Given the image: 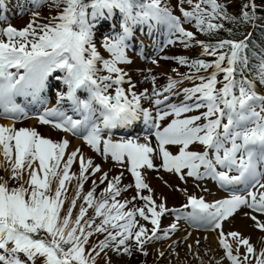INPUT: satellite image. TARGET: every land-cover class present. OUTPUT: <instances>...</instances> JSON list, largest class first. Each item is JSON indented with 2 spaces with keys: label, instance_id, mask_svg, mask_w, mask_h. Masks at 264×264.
<instances>
[{
  "label": "snow or ice",
  "instance_id": "1",
  "mask_svg": "<svg viewBox=\"0 0 264 264\" xmlns=\"http://www.w3.org/2000/svg\"><path fill=\"white\" fill-rule=\"evenodd\" d=\"M28 2L38 8L48 0ZM186 2L192 8L180 7L181 19L162 0H51V5L60 10L47 24H37L39 13L34 12L23 29L10 24L0 29V37L6 38H0V117L14 121L28 118L27 105L17 103V98H31L30 103L44 106L42 93L49 78L56 72L63 73L58 78L67 91L57 92L56 105L45 107L37 117L39 123L82 139L93 152L126 167L134 179V185L121 186L123 172L111 179L104 172L99 184L106 183V187L99 195L95 179L85 193L84 183L100 173L101 167L85 158L80 148L68 153V140L54 142L35 128L0 125V170L4 173L0 174V264H96V258L106 250L130 256L133 248L147 255V244L167 239L177 230L173 223L158 235L161 217L167 212L190 226L219 229L218 243L230 264H252L253 258L255 264H264V247L257 252L249 238L222 230V222L248 208L251 211L244 215L251 218L256 229L264 231V221L253 214L264 215V94L257 91V82L264 86V50L250 46L251 34L239 41L206 43L196 40L195 34L182 26L194 21L197 31L214 37L224 29L223 21L239 24L255 20L254 9L252 14L244 11L237 18L229 15L226 5L218 0ZM116 12L121 16V31L116 32L113 26L103 38L101 47L110 56L105 59L94 35L97 26L113 19ZM5 19L0 16V20ZM137 25H146L150 32L162 28L165 46L177 42L185 48L198 45L200 56L215 59L206 62L172 57L190 71L181 74L173 68L180 78L169 76L161 88L156 87V77L149 74L145 80L152 81L151 91L137 94L127 72L118 66L131 63L127 50ZM224 30L232 34V29ZM252 60L258 63L252 65ZM151 62L158 63L155 59ZM208 69H212L209 75H198ZM221 73L222 79H218ZM185 80L193 86L178 89ZM78 90L86 92V98H81ZM180 95L183 100L178 104L169 103L173 96ZM65 101L68 107H64ZM142 101L154 106L155 116ZM197 111L198 115H186ZM141 117L150 129L144 143L104 137L105 131L130 127ZM167 117L173 118L162 126ZM149 136L155 137V146ZM197 145L203 151L192 150ZM157 157L161 160L159 167L181 180L185 175L196 180L210 178L230 195L212 203L189 195L179 209H168L164 202L157 205L142 171L157 170ZM77 158L78 175L70 173ZM74 179L75 194L69 197L68 185ZM133 186V197L117 199ZM144 190L149 194L144 195ZM78 199L82 203L74 211ZM137 199L142 206L135 204ZM129 203L133 204L131 209L126 207ZM140 219L153 226L150 234ZM97 234L104 238L89 250L86 246L90 237Z\"/></svg>",
  "mask_w": 264,
  "mask_h": 264
},
{
  "label": "rangeland",
  "instance_id": "2",
  "mask_svg": "<svg viewBox=\"0 0 264 264\" xmlns=\"http://www.w3.org/2000/svg\"><path fill=\"white\" fill-rule=\"evenodd\" d=\"M230 2H232L233 0H229ZM237 1V0H236ZM236 1H234V3L236 4ZM239 1V0H238ZM3 5L6 6H10V7H17V8H22L24 7L26 4H28V2L26 0H3ZM197 0H193V3H196ZM218 3H225V0H218ZM162 4H166L172 11L173 14L176 15L177 17H181V12H180V7L185 8V10H191L192 6L187 4L186 0L184 4H180L179 0H162ZM29 5V4H28ZM229 8L231 9H235L234 8V4L231 3L229 4ZM31 9V10H29ZM15 12L14 9H11ZM14 12H11L8 16L3 12V9H1L0 7V16H4L6 17L5 20H0V29L5 28L7 26H9V24L12 27H15L16 29H23L24 27L27 26V24L29 23V21L33 18V13H39V16L36 19V23L37 24H47L49 22V19L52 16H56L58 14L57 11L52 10L51 8V2L50 0H48V2H46L45 4H43V6L38 7V8H33L32 5L27 7L24 10H20L18 14H14ZM120 22H121V16L120 14L114 17V23L115 25L121 29L120 27ZM194 21L193 23L189 24V23H183L182 26L187 30V31H191L194 33ZM146 26V25H145ZM110 30V26L109 23H100L97 26V29L95 31V35H94V40L95 43L97 45L98 51L100 52L101 55L103 54H108L102 47H101V42L103 40V38L105 37V35H108V32ZM146 30V33H150L148 27L147 29L143 28V26L140 27V25L134 26L133 27V32L136 36H141L143 35V31ZM163 34V29H159ZM111 32V31H110ZM107 33V34H105ZM195 34V33H194ZM103 35V36H102ZM3 39H6L4 37H0ZM142 38V37H141ZM140 38V39H141ZM131 39H134V41H137V38H133V34ZM195 39L196 40H200L199 36L197 34H195ZM147 40V43H149L148 39H144ZM201 41V40H200ZM193 45H195V40L192 42ZM153 44V41H152ZM149 45V44H148ZM144 48V46L142 47ZM162 49V50H161ZM138 49L133 48V49H129L127 50V53H129L127 56L130 59L131 63L135 62V65L133 66V68L131 67V63L124 65H118L119 67H121L123 70H127V73H130L128 77H130L131 81H134L133 84H135V88L134 91L139 94L141 92H143L145 89H148L149 92L151 91V88L153 87V84L151 83V80H145V77L148 76L149 74L154 75L156 77V87L157 88H161L163 87L166 83H167V78L169 76L173 77L174 79H179L180 77L177 76V74L175 72L172 71L173 68H176L178 70L179 73L181 74H185L188 73L190 71V69L187 66H180L178 65L173 59H171L172 57H176V56H184L187 57L189 60L197 57L198 54L201 53V48L198 45H195L193 47L190 48H185L183 46V44H180L179 42H177L175 45H168V46H163L162 48H158L156 51L151 49L152 53H149L148 55V60L141 61L138 60L139 63L137 62V56H136V51ZM145 50V49H144ZM140 51V49H139ZM149 51V50H147ZM150 56L153 57L152 59H150ZM169 57L170 59H162V57ZM155 59L158 61L157 64H153L151 61ZM225 66H226V62H225ZM211 73V71H207L204 72L203 74H198V75H204L207 76ZM133 75V76H131ZM63 76V73L60 72H56L54 73L49 79H57L59 80L58 77ZM218 79H222V74H220L218 77ZM196 83H199V81H196ZM260 85V84H259ZM257 85V91L259 94H264V86L262 85ZM54 86H58V85H54ZM63 86V85H62ZM127 86V84L125 85ZM193 84L190 81L185 80L182 84H180L178 86V88H185V87H192ZM128 87V86H127ZM126 88V87H125ZM49 87H48V82H47V90L48 91ZM58 89V88H57ZM67 87H63L62 89H60L61 91L66 90ZM52 91H50V95L52 94ZM47 94V93H46ZM78 95L81 98H86L85 94H83L80 90H78ZM181 97L183 95H180ZM179 96V97H180ZM47 97H49V95L47 94ZM179 97L173 96L172 99L169 101V103H172L173 101H177V99ZM162 98V97H161ZM48 106V103H46L43 108L45 106ZM65 107H68V102H65ZM142 106L144 108L149 109L153 116H155V108L154 106L147 102V101H142ZM200 111H204V109H201ZM28 112V118H21V120H17V123H23L26 124V122L33 116H31L30 111ZM198 111L197 112H192L190 115H198ZM173 117H171L172 119ZM36 121H38L37 118H33ZM170 118H166L163 122H162V126H166L167 123H169V121H171ZM141 120H143V118L141 117ZM50 129H52L51 125H47ZM143 127H145V125L143 124ZM38 128V127H37ZM36 129V128H35ZM39 129V128H38ZM37 130V129H36ZM52 132V131H51ZM61 133L62 137L63 134H66L64 132L58 131ZM53 134H55V132H52ZM150 133V129L146 132V134H142L140 137H128V138H124L122 137V135H119L118 133L115 132V134L113 135H106V132L103 133L105 138H111L114 141H120V140H124V139H138V142L140 143H144L145 142V136L149 135ZM52 134V136H54ZM68 136L65 137V139H67L69 141L70 147L68 149V153H70L71 151L75 150L76 148H80L83 147L85 144L83 143L82 139H78V137H75L73 135H71L70 133H67ZM60 135V137H61ZM151 143L153 146L156 145V141H155V137L154 136H149ZM77 139V140H75ZM80 142V144L75 145V141ZM57 141V139H56ZM61 141L58 139V142ZM84 144V145H83ZM102 147V146H101ZM87 148L90 150V148L87 146ZM70 150V151H69ZM192 150H197V151H202L203 147L202 146H195ZM82 151V150H81ZM97 160L100 161L102 164H105L106 162L108 163V168L109 170L107 171L110 172L111 174V178L119 175L121 172H123V177H122V181H121V186L124 185H134V179L131 176V174L126 170V167H122L120 164L114 163L113 161H111L110 157L105 158L97 153H93ZM78 160V158H77ZM76 161H74L72 168L75 170H78L79 172V165L76 164ZM104 162V163H103ZM154 164L157 166V170H147L144 169L143 171V175L145 180H147L148 178L152 177L154 179L159 180V183L161 184H165L167 186H169L171 188V190L174 192L173 198L174 200V205L173 207H166L168 209H179L182 205L187 203V197L189 195L191 196H196V197H203L204 200L206 202L212 203L218 199L221 198H216L220 195H224V193L229 194L230 193L228 191H225L221 188H215L214 184L211 182L210 178H205L202 180H196L194 178L191 177H187L185 175L184 180H181L179 178V176L173 174V173H169L164 171L161 167H159L161 165V160L157 157L154 159ZM186 172V170H185ZM0 174H4L2 172V170H0ZM99 177L100 176H96V181L98 184V187H106V183L101 185L99 184ZM92 177L88 180V182L84 183L83 185V192H87L88 190H90L92 188ZM148 181V180H147ZM264 182V181H262ZM77 183V182H76ZM75 183V185H76ZM75 185H68V195L69 197L73 196L75 194ZM96 189V195H99V192L102 189ZM131 189H128L127 191L123 192L121 194L120 197H118L117 199L124 197V196H130L133 197L136 193H135V188L130 187ZM255 190V189H254ZM261 191H264V189H262ZM144 195H148L149 193L147 192V190H144L143 192ZM241 195H246V193L244 192H240ZM129 198V199H130ZM156 198V197H154ZM136 201H138V204L140 206L141 202L139 199H137ZM82 203V200L78 199L77 200V206H76V210H78L79 205ZM68 202L66 201L65 207H67ZM158 205V203H156ZM129 209H131V207H129ZM245 211H251L248 208H242ZM92 214V210L89 209L88 215ZM254 215H257L258 219H260L261 221H264V215L261 216V214L258 213H253ZM235 217H231L229 218V220H226L224 222H222V230L225 233H228L230 231H236L239 233V230L237 228H235ZM140 221H142L144 223V220L140 219ZM251 221V225L250 228L248 229V236L246 234H241L242 236H244L245 238H249L250 242L253 244V246L256 248V251L259 252L261 247H264V231H260L258 229H256L253 225L254 222L250 219ZM173 223H175L177 225V230L175 232H170L168 234V238L167 239H163V240H158V241H153L150 244H147L145 246V251L147 252V255H144L138 251L135 250V248H133L132 250V255H118L114 252H112L111 250H106V254L105 253H101L100 256H98L96 258V264L97 261L100 260L101 258H103L106 262V264H216V261H220V264H230V262L227 260V258L225 257L224 254V250L219 246L218 243V237H219V232L220 230H204L202 228H197L194 226H190L188 223H186L183 219L177 221L175 218V215L172 212H167L165 213L160 220V226H159V230H158V235H163V230L167 229L170 227V225H172ZM151 227L147 228L149 229V234H150V230L153 227L152 225H150ZM251 230V233L249 232ZM184 232V234H182ZM195 232L199 233V234H195ZM208 236L210 237V239H208ZM185 237H187L185 239ZM103 235H93L92 237H90V243L89 245H87L86 247H88L89 250H91L92 246H94L95 244H98L99 240L103 239ZM197 241H199V243L197 244ZM228 242L230 244H232L233 249L235 250L236 245L232 242L231 238L228 237ZM189 246H191V249H189ZM153 250L157 251V254L155 255L153 253ZM97 251H99V249H97ZM245 252L244 247L241 245L240 246V253L241 255H243ZM160 253H163V256L160 255ZM235 254V252H234ZM92 255H95V253L93 252ZM199 257V258H198ZM110 258V260H109ZM252 264H255V260L254 258L252 259Z\"/></svg>",
  "mask_w": 264,
  "mask_h": 264
},
{
  "label": "bare ground",
  "instance_id": "3",
  "mask_svg": "<svg viewBox=\"0 0 264 264\" xmlns=\"http://www.w3.org/2000/svg\"><path fill=\"white\" fill-rule=\"evenodd\" d=\"M145 38H147V37H144V35H143V37L139 40V42L147 43V40H144ZM142 49H143V51L146 50V49L144 50V48H142ZM137 62L139 63L138 60H137ZM134 65H135V62H134ZM59 83L60 82L57 83L58 86H59ZM46 90H47V87L45 89V92H46ZM58 91H60V90L59 89H55V90L53 89V91H52V99H51V102L48 103V106H47L48 108H51V107H53V106L56 105L57 92ZM66 91H67V89L64 90V91H62V92H66ZM42 96L44 97V92L42 93ZM181 100H183V96L182 97L180 96L177 99V101H173L172 103H177L178 104ZM33 108H35V106H33ZM191 113L192 112L187 113L186 115H190ZM168 118L171 119V117H168ZM0 125L7 126V127H15L17 129H19L21 127H25V128H36L37 131L42 136H44L45 138H51L54 142H58V139L59 140H67V139H65V137L68 136V134L66 133V134H63V137H62L61 133L58 132L57 130L50 129L47 125H42V124H40L39 122H37L33 118H30L26 122V124H23V123H17V122H15L12 118H2V117H0ZM51 131L52 132H55V134H53ZM52 134L54 136H52ZM60 135H61V137H60ZM56 139H57V141H56ZM75 140H77V139H75ZM74 143H75V145L80 144L79 140L78 141H75ZM69 147H70V144H69ZM69 147L66 149V152H68ZM81 150H82V153L85 156V158H91L93 160L94 165H100V167H101V172L100 173H96L95 176H92V179H95L96 180V178H95L96 176H100L102 173L107 172L109 170L108 163L106 162L105 164H102L100 161H98L97 158H96V156L93 154L94 152L91 149L89 150L86 145H84L83 147H81ZM170 150L173 151V153L175 154V152H176V148L175 147H172ZM0 161H3V157L2 156H0ZM76 164L79 165V161L78 160H77ZM70 173H76L78 175V170H75V169H73L71 167ZM108 177H109V179H111L110 172H108ZM147 180H145V181L149 184L150 188L153 190V192L151 194L153 195V198L156 197V198H154V200H155L156 203L159 204L161 202H164L166 204V207H173V206H175L174 205V200L175 199L173 198L174 192L171 190V188L169 186H167L165 184L159 183V180L154 179L152 177L148 178ZM76 182L77 181L74 179L73 181H71L70 185L71 186L72 185H75ZM87 182L88 181H86V183ZM98 189H103V187H101V188L98 187ZM126 198L129 199L130 196H124V197L119 198L118 200L123 201ZM135 204L137 206H139L138 201H135ZM142 204H143V202H141L140 206H142ZM126 207H127V209H129V207L132 208L133 207V204L129 203ZM246 212H249V211H245L243 209H240L238 211V213H236V214L233 215V217H235V220H234L235 221V225H236L235 228H237L239 230V233L246 234L248 236V229L250 228V225L252 223L250 221L251 218L250 217H246L244 215V213H246ZM140 223L143 224L146 228L151 227L150 226L151 224H150L149 221H144V223L142 221H140ZM249 232L251 233V230ZM196 233L197 232H195V234ZM182 234H184V232ZM197 234H199V233H197ZM208 239H210L209 236H208ZM153 253L156 255L157 254V251L156 250H153Z\"/></svg>",
  "mask_w": 264,
  "mask_h": 264
},
{
  "label": "trees",
  "instance_id": "4",
  "mask_svg": "<svg viewBox=\"0 0 264 264\" xmlns=\"http://www.w3.org/2000/svg\"><path fill=\"white\" fill-rule=\"evenodd\" d=\"M233 0L230 2L229 0H225L226 10L229 15L235 16L239 18L242 12L247 11L250 14L253 13L255 20L249 21L247 23H230L228 21H223L224 29H232V34L230 35L224 29L218 31V33L214 37H209L206 35H202L196 28H194L195 34L199 36L201 41L206 43H215L220 39H234V40H243L245 36H250V46L255 50H264V0H237L236 4ZM233 3L235 9L229 8V4ZM247 6V7H245ZM63 7V6H61ZM52 10L59 12L60 9H57L55 6L51 5ZM204 59L206 62H210L214 60V57L211 56H200L198 55L195 59ZM252 65H256L258 62L255 60L250 61ZM211 70V69H208ZM203 72V71H201ZM251 78V77H250ZM97 264H106L105 260L101 258L97 261Z\"/></svg>",
  "mask_w": 264,
  "mask_h": 264
}]
</instances>
